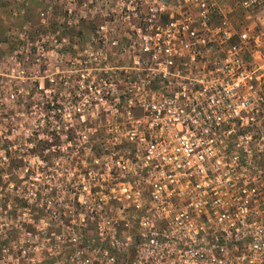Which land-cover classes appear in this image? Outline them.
<instances>
[{
	"label": "built area",
	"instance_id": "obj_1",
	"mask_svg": "<svg viewBox=\"0 0 264 264\" xmlns=\"http://www.w3.org/2000/svg\"><path fill=\"white\" fill-rule=\"evenodd\" d=\"M14 1L41 31L10 32L0 97L38 95L41 120L1 143L68 149L65 262L264 264V0H112L116 23L80 46L67 36L105 0Z\"/></svg>",
	"mask_w": 264,
	"mask_h": 264
},
{
	"label": "rangeland",
	"instance_id": "obj_2",
	"mask_svg": "<svg viewBox=\"0 0 264 264\" xmlns=\"http://www.w3.org/2000/svg\"><path fill=\"white\" fill-rule=\"evenodd\" d=\"M19 7V2L14 0L0 3V62L1 58L10 54L13 46L10 32L26 22L30 34L41 31L35 15L38 6L31 5L27 17L11 18L10 10ZM97 7L104 17L101 19L100 15H97L82 22L79 26L81 36L71 31L67 36L69 41L80 46L87 41L102 20L107 27L116 23L114 12L118 6L112 0H105L104 3L97 4ZM52 12L53 16L61 17L60 12L55 10ZM109 16L110 20L106 21ZM113 16L112 23L110 21H113ZM54 24L59 25L55 22ZM28 70L29 68H26V72ZM51 71L47 68L45 73L41 74L48 75ZM24 89L33 92L32 85L25 83ZM36 99L38 100V95L33 97L32 94L25 102L27 104L32 100L30 102L33 106L28 111L26 105L11 103L0 97V264H67L65 254L68 231L65 219L69 214L75 218L79 213L77 199H81L78 197L80 183L75 177L68 176L66 169L70 172H75V169H72L73 166H67L65 157L68 149H64V145L59 149L52 148L43 139L44 135L36 132L31 133L34 145L31 148L27 146L7 148L1 143L7 138L5 134L7 131L10 132V129L12 132L9 133V138L22 139L27 130L33 132L34 126L38 128L41 118L38 119L39 107ZM19 110H22L20 116L17 115ZM86 135L92 157L99 156L101 151L100 141L97 142L99 134ZM43 141L46 146L45 150L42 149L44 156L39 163L34 156L41 155L39 145H44L41 143ZM54 144L60 143L55 140ZM72 158L74 159L75 155H72ZM70 184H73L72 189L69 187ZM78 231L80 234L81 231Z\"/></svg>",
	"mask_w": 264,
	"mask_h": 264
},
{
	"label": "trees",
	"instance_id": "obj_3",
	"mask_svg": "<svg viewBox=\"0 0 264 264\" xmlns=\"http://www.w3.org/2000/svg\"><path fill=\"white\" fill-rule=\"evenodd\" d=\"M28 16V15H27ZM27 16H25V17H27Z\"/></svg>",
	"mask_w": 264,
	"mask_h": 264
}]
</instances>
